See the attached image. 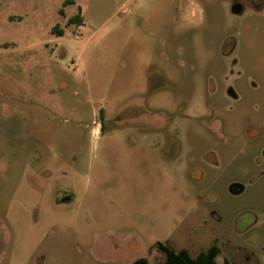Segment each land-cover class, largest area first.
I'll use <instances>...</instances> for the list:
<instances>
[{
	"label": "rangeland",
	"instance_id": "rangeland-1",
	"mask_svg": "<svg viewBox=\"0 0 264 264\" xmlns=\"http://www.w3.org/2000/svg\"><path fill=\"white\" fill-rule=\"evenodd\" d=\"M63 2L0 0V264H264V0Z\"/></svg>",
	"mask_w": 264,
	"mask_h": 264
},
{
	"label": "trees",
	"instance_id": "trees-1",
	"mask_svg": "<svg viewBox=\"0 0 264 264\" xmlns=\"http://www.w3.org/2000/svg\"><path fill=\"white\" fill-rule=\"evenodd\" d=\"M71 0H64V4L70 2ZM71 22H77L80 24L82 22V16L79 11L69 18ZM52 31H56L57 34H62V30L58 28L57 25L52 27ZM103 111V110H100ZM156 248L161 250L164 255L163 264H218L215 261V256L220 252V247L217 244H212L204 250H200L194 257H191L186 249H180L175 251L169 244L157 241L155 242ZM130 264H150L147 262L146 258L138 257ZM221 264H233L228 257H224Z\"/></svg>",
	"mask_w": 264,
	"mask_h": 264
},
{
	"label": "crops",
	"instance_id": "crops-1",
	"mask_svg": "<svg viewBox=\"0 0 264 264\" xmlns=\"http://www.w3.org/2000/svg\"><path fill=\"white\" fill-rule=\"evenodd\" d=\"M148 106L146 107V106H143L142 108H143V110L145 111V113H146V111L148 110V108H152V106H150L149 104H147ZM144 113V114H145ZM171 246V245H170ZM172 247V246H171ZM175 251H178V250H180V249H183V248H179V249H175L174 247H172ZM157 249V248H156ZM184 249H186V248H184ZM187 250V249H186ZM188 251V250H187ZM199 252V251H198ZM198 252H196L194 255H191L190 254V252L188 251V253H189V255L191 256V257H194ZM217 255H219V253L217 254ZM217 255L215 256V261L218 263V264H221L222 262H218L217 261V259H216V257H217ZM138 257H144V258H146V260H147V262L148 263H150V264H163L164 263V259H165V255H164V253L161 251V250H159V249H157V250H153V251H151V252H147V255L146 256H138ZM138 257H136L135 259H137ZM154 257H157L156 259L154 258ZM135 259H133V260H131L130 262H128V263H125V264H130L132 261H134ZM223 261V260H222Z\"/></svg>",
	"mask_w": 264,
	"mask_h": 264
},
{
	"label": "flooded vegetation",
	"instance_id": "flooded-vegetation-1",
	"mask_svg": "<svg viewBox=\"0 0 264 264\" xmlns=\"http://www.w3.org/2000/svg\"><path fill=\"white\" fill-rule=\"evenodd\" d=\"M260 151H261L260 156H261L262 160L264 161V146L260 149ZM229 186H231L230 189H229ZM229 186H228V190L232 194H238L243 190V186L241 184H238V183L233 182V183H230Z\"/></svg>",
	"mask_w": 264,
	"mask_h": 264
},
{
	"label": "water",
	"instance_id": "water-1",
	"mask_svg": "<svg viewBox=\"0 0 264 264\" xmlns=\"http://www.w3.org/2000/svg\"><path fill=\"white\" fill-rule=\"evenodd\" d=\"M236 9H237V8H236ZM236 9H235V10H236ZM230 187H231V186H229V189H230ZM238 191H239V190H238Z\"/></svg>",
	"mask_w": 264,
	"mask_h": 264
}]
</instances>
